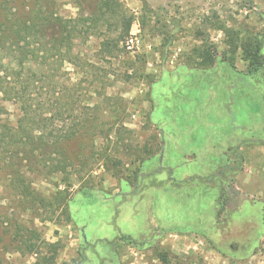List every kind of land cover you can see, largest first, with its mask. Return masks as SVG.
<instances>
[{
    "label": "rangeland",
    "instance_id": "1",
    "mask_svg": "<svg viewBox=\"0 0 264 264\" xmlns=\"http://www.w3.org/2000/svg\"><path fill=\"white\" fill-rule=\"evenodd\" d=\"M38 1L74 20L62 82L74 95L71 117L56 121L73 137L62 155L50 145L33 160L10 137L1 142L0 264H264V176L239 149L264 140V63L250 67L240 46L256 38L264 56V0H118V13L99 23V0H9L7 8L22 19ZM123 15L133 24L109 56L101 42L120 35ZM137 30L142 47L132 53L125 44ZM208 48L214 65L197 67L198 49ZM40 67L56 73L58 63ZM60 92L45 87L34 97L48 103ZM20 114L5 101L0 117L15 124ZM228 153L234 161L220 166ZM11 154L43 196L71 182L69 221L17 193L15 170L3 167ZM64 154L68 171L52 173ZM243 165L252 169L246 184ZM241 193L242 203H227ZM231 243L245 245L234 252Z\"/></svg>",
    "mask_w": 264,
    "mask_h": 264
},
{
    "label": "trees",
    "instance_id": "2",
    "mask_svg": "<svg viewBox=\"0 0 264 264\" xmlns=\"http://www.w3.org/2000/svg\"><path fill=\"white\" fill-rule=\"evenodd\" d=\"M8 2L9 0H1L0 2V95L4 101L3 103L0 102V114L5 110V101H9L18 107L21 114L15 124L3 122L0 117V144L7 137H10L12 142L20 146L19 152H24L25 156L32 160L36 157L37 150L47 149L50 145L55 148L56 153L62 155L65 150L61 146L73 137L71 129L64 131L60 125L56 124V121L67 123L68 117H71V98L74 95L71 92V84L68 86L62 82L64 80L63 72H65L63 65L66 62L71 63V51L73 49L71 40L74 34V28L71 24L74 20L71 17L46 11L40 1L36 7L28 12L25 18L18 19L15 13L7 8ZM120 6L118 0H99L100 17H95L92 22L99 23L110 15L114 16L115 12L118 13ZM122 20H125L126 26L120 35L116 39H106L101 42V51L107 52L109 56H116L121 51L120 43L129 33L133 24V17L126 19V16L123 15ZM220 28L225 27L221 25ZM241 42L243 57L250 62V67L264 63L260 41L255 38L252 41ZM234 45L233 54L237 49V43ZM195 62L197 67H212L215 63V57L209 48L198 49L193 63ZM54 63H58V67L55 68L56 73H53L52 68L49 70L47 67L49 72H46L42 71L43 69L40 67ZM133 63L134 61H131V64ZM58 86H60L61 92L57 93L54 101L43 103L34 97L37 92L42 91L45 87L55 90ZM47 106L55 107V109ZM46 109L48 111L45 115ZM116 109L118 108L114 107L113 111L116 112ZM85 121L86 119L81 120L82 123H76L75 127L82 125ZM115 124L113 122L112 127L105 134L107 140ZM115 144H120L119 140L115 141ZM16 156L9 155L3 167L6 171L15 170L11 175H8V178L10 177V182L16 188L17 193L30 198L34 203H42L45 207H51L54 210L62 209V216L69 221L70 213L67 203H70L69 186H71V182L67 181L66 187L57 189L58 191L53 196H43L32 187L33 183L30 180L27 181L26 173L20 167V162L15 160ZM67 161L68 156L64 154L50 167L48 162H44L42 165L49 167L52 173H66L68 171ZM56 203L61 204L57 205ZM33 248L34 245L30 246V249ZM55 250L57 249L55 248ZM52 259L53 257L50 259L51 263L53 262Z\"/></svg>",
    "mask_w": 264,
    "mask_h": 264
},
{
    "label": "crops",
    "instance_id": "3",
    "mask_svg": "<svg viewBox=\"0 0 264 264\" xmlns=\"http://www.w3.org/2000/svg\"><path fill=\"white\" fill-rule=\"evenodd\" d=\"M245 145L249 146L252 145L253 147L249 146L248 148L244 147V146H240V150L244 151V150H248V159H250L252 162L255 163V166L253 169L257 170V172H260L261 175L264 176V140H256L255 142L253 141H249V142H245ZM234 157L235 156H230V154L228 153V159L230 160L227 164L223 163L220 166H227L229 163H231V161H234ZM245 165H243L242 167L244 168ZM247 170H252L251 168H244V172L241 175V180L243 181V184H246L247 182L253 181V178H250L247 176ZM219 175L221 176H225L226 172L225 171H221L220 173L218 172ZM240 188H244L243 191L244 193H247V190L249 187H247L245 189V186H238ZM264 188L263 186H261V189ZM241 196H243V193H241ZM242 199L239 200L238 202H233L235 200L232 201H228L227 203H242L244 199L247 198V196H243L241 197ZM240 209V208H239ZM232 216H235L236 220H238L240 222V218L241 217L240 213H234L232 214ZM229 217V213L228 210L224 211V218L222 220V224L225 223L227 221V218Z\"/></svg>",
    "mask_w": 264,
    "mask_h": 264
},
{
    "label": "built area",
    "instance_id": "4",
    "mask_svg": "<svg viewBox=\"0 0 264 264\" xmlns=\"http://www.w3.org/2000/svg\"><path fill=\"white\" fill-rule=\"evenodd\" d=\"M139 32L140 30L132 32V35L126 41V48L132 53H137L141 50L142 39Z\"/></svg>",
    "mask_w": 264,
    "mask_h": 264
},
{
    "label": "flooded vegetation",
    "instance_id": "5",
    "mask_svg": "<svg viewBox=\"0 0 264 264\" xmlns=\"http://www.w3.org/2000/svg\"><path fill=\"white\" fill-rule=\"evenodd\" d=\"M244 245L245 243L242 245H238L237 243H231L230 248L234 249L235 250L234 252H238L241 249V246H244Z\"/></svg>",
    "mask_w": 264,
    "mask_h": 264
},
{
    "label": "water",
    "instance_id": "6",
    "mask_svg": "<svg viewBox=\"0 0 264 264\" xmlns=\"http://www.w3.org/2000/svg\"><path fill=\"white\" fill-rule=\"evenodd\" d=\"M234 115V114H233Z\"/></svg>",
    "mask_w": 264,
    "mask_h": 264
}]
</instances>
